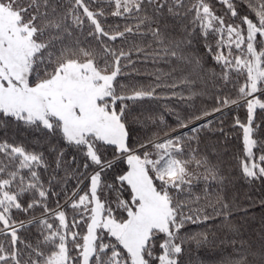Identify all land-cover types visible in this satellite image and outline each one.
<instances>
[{"label":"snow or ice","instance_id":"snow-or-ice-1","mask_svg":"<svg viewBox=\"0 0 264 264\" xmlns=\"http://www.w3.org/2000/svg\"><path fill=\"white\" fill-rule=\"evenodd\" d=\"M218 2L223 15L208 0H0V130L42 134L31 149L0 139V264H183L186 246L208 243L188 225L220 218L238 234L215 150L199 144L227 138L224 110L243 108L241 172L264 179V0ZM197 84L216 106L168 109L175 128L133 111L146 98L189 101ZM157 120L163 135L132 142V124ZM237 243L224 264H264Z\"/></svg>","mask_w":264,"mask_h":264},{"label":"trees","instance_id":"trees-1","mask_svg":"<svg viewBox=\"0 0 264 264\" xmlns=\"http://www.w3.org/2000/svg\"><path fill=\"white\" fill-rule=\"evenodd\" d=\"M208 2L217 15L225 13L224 6L218 0H208ZM241 14L249 13L247 9H243ZM235 22L239 23V20L237 19ZM122 23L123 21L115 17H108L106 21L108 25ZM197 44L199 46V42ZM199 51L204 55L206 66L212 67L213 61L204 54L203 47H199ZM148 67L151 68L150 65ZM138 79L144 80L145 78L138 77ZM195 90L202 94L195 96L189 101L178 102L175 99L156 100L146 98L137 102L133 107V111L137 113L143 111L146 114L157 117L163 115L167 125L175 128L177 121L173 113H179L182 118H187L191 115L199 114L203 110H211L216 106L215 91L211 87L204 89L202 85L197 84ZM185 95H188L187 91H185ZM168 109H172L173 113H170ZM224 112L225 115L223 117H221L220 113L215 115L223 119V127L227 133V138L219 132L202 133L199 148L202 152L209 153L213 149L215 150L212 161L218 164L222 174L226 177L224 193L232 208L230 222L239 229V232L238 234L229 232L227 228L223 227L220 218L206 224L188 225L185 229L186 232L207 231L209 234L208 243L201 247H196L194 243L186 246V251L182 258L183 264H224L228 257L236 254L234 248L229 244V241L233 239L238 242L237 248H240V242L243 243L241 251H264V179L248 180L242 175L240 163L245 156L242 131L232 127L236 116H239L241 120L245 119V110L243 108H232L225 109ZM212 118L208 117V119ZM261 119H264V117L258 116L257 123H260ZM162 127L159 124V120H157L156 124L148 121H145L144 124H132L130 127L131 140L134 144L137 142L143 143L157 131H160V134L163 135ZM177 130L188 131L187 129ZM38 137H42V134L17 128L14 125L8 128L6 136L5 132L0 130V139L7 138L10 143H24L30 149L35 147L34 140ZM254 138L264 141V124L256 132ZM253 151L256 156L260 155L258 149H253ZM120 167L124 168L126 165L121 164ZM116 171L118 172L119 169ZM111 176L112 173H109V181H111ZM125 198H127V194H125ZM51 206L55 207L54 200ZM38 212L39 210H37ZM68 216L71 221L73 216L71 209H68ZM20 218L24 219L25 217L21 215ZM76 230L84 233L86 232V227L82 225Z\"/></svg>","mask_w":264,"mask_h":264}]
</instances>
